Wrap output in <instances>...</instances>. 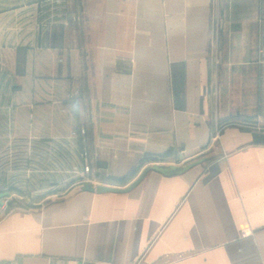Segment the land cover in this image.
Instances as JSON below:
<instances>
[{
  "label": "crops",
  "instance_id": "obj_1",
  "mask_svg": "<svg viewBox=\"0 0 264 264\" xmlns=\"http://www.w3.org/2000/svg\"><path fill=\"white\" fill-rule=\"evenodd\" d=\"M256 123L264 0H0V264H264Z\"/></svg>",
  "mask_w": 264,
  "mask_h": 264
},
{
  "label": "rangeland",
  "instance_id": "obj_2",
  "mask_svg": "<svg viewBox=\"0 0 264 264\" xmlns=\"http://www.w3.org/2000/svg\"><path fill=\"white\" fill-rule=\"evenodd\" d=\"M244 126H245V128H247V125H244ZM250 128L253 129L254 131H264L263 123L262 124L261 123H256L255 125L250 126ZM63 175H64L63 184L61 186H57V188L58 189H63L64 191H66L67 189H69L72 186L73 182L78 180V177H77V173L75 172V170L71 169V168L70 169H65L64 172H63ZM55 187H56L55 185H49V189L51 188L52 190H55ZM20 202H25V201H20ZM33 202L34 201L31 200V199H27V205H32Z\"/></svg>",
  "mask_w": 264,
  "mask_h": 264
},
{
  "label": "water",
  "instance_id": "obj_3",
  "mask_svg": "<svg viewBox=\"0 0 264 264\" xmlns=\"http://www.w3.org/2000/svg\"><path fill=\"white\" fill-rule=\"evenodd\" d=\"M252 139H253V142H255V143H264V131H253L252 132ZM151 168L155 169L157 171H160L162 173H165V174H175V173H179L180 171L185 169V167L161 166V165H155ZM147 170H145L144 173ZM83 189L93 190L94 186L90 183H86L83 185Z\"/></svg>",
  "mask_w": 264,
  "mask_h": 264
},
{
  "label": "built area",
  "instance_id": "obj_4",
  "mask_svg": "<svg viewBox=\"0 0 264 264\" xmlns=\"http://www.w3.org/2000/svg\"><path fill=\"white\" fill-rule=\"evenodd\" d=\"M82 133H84L85 132V130L84 129H82V131H81ZM86 170L88 171L89 170V167L88 166H86ZM8 203V199L7 198H5L4 200H3V204L4 205H6Z\"/></svg>",
  "mask_w": 264,
  "mask_h": 264
}]
</instances>
